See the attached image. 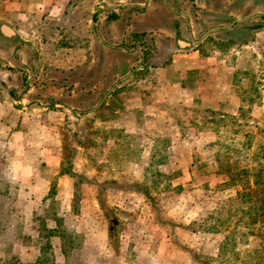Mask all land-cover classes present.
<instances>
[{"label": "rangeland", "instance_id": "obj_1", "mask_svg": "<svg viewBox=\"0 0 264 264\" xmlns=\"http://www.w3.org/2000/svg\"><path fill=\"white\" fill-rule=\"evenodd\" d=\"M181 2L190 6V0ZM107 4L112 10L101 9L99 17L86 13L69 19L65 28L60 29L61 22L57 30L51 22L44 28L49 36L61 34L57 42L45 44L47 53L60 49L74 57L69 66L60 62L48 70L51 81L64 90L59 105L41 93L29 103L54 107L58 139L45 141L41 136L48 129L18 123L15 129L35 140L17 138L9 145L10 115L0 114V180L8 190L0 196V222L6 226L0 235V263L14 254L18 264H35L44 221L49 228L72 234L68 256L62 252L63 238H50L54 264H240V256L264 241V219L258 225L263 237L248 233L245 242L218 247L228 234L226 226L235 224L240 205L234 194L241 186L227 184L226 171H251L264 159V0H215L207 3L208 12L194 14L195 39L207 27L260 14L230 31L200 38L189 50L198 54L196 58L210 56L212 67L219 63L228 75L230 93L222 86L223 100L214 108L206 106L210 89L199 92L200 75L186 70L193 64L191 57L174 45L175 20L181 26L177 34L189 38L181 16L171 13L162 0ZM129 4L134 10L127 11ZM193 4L195 10L202 8L197 0ZM137 11L144 13L139 16ZM120 16L122 23L115 20ZM97 18L106 22L102 32L116 48L98 41ZM142 27L144 34H138L137 41L134 30ZM23 74L22 90L41 83L31 72ZM188 96L194 97L192 103L185 101ZM159 138H168L162 144H168L166 157L153 164L150 156L160 148ZM48 143L55 156H48L47 162L46 154H38ZM69 160L80 175L77 185L56 172ZM156 170L163 175L156 176ZM125 184L144 188L148 195L122 188ZM105 208L112 209L110 217ZM211 212L225 222L218 231L202 230L213 223ZM110 218L117 224L111 237ZM239 231L238 236L245 230Z\"/></svg>", "mask_w": 264, "mask_h": 264}, {"label": "crops", "instance_id": "obj_2", "mask_svg": "<svg viewBox=\"0 0 264 264\" xmlns=\"http://www.w3.org/2000/svg\"><path fill=\"white\" fill-rule=\"evenodd\" d=\"M107 1L108 0H0V92L4 94L0 95V114L10 115L8 125L13 128L7 141L9 145H13V140L17 138L25 139L27 141H31L32 139L35 140V138L30 136L28 132L16 130L15 127L18 123H25L27 125L31 124L34 129L37 128L39 131L42 129H48L46 136H41L42 138L44 137L43 140L45 141L54 142L55 139H58V134L55 130L59 114L54 110V107L52 105V107L44 105L32 106L29 103L36 99L38 93H41V95H49V97L54 99L53 104L59 105L57 98L64 90L61 85L57 84L56 80L51 81L53 76L48 73V70L51 67H59L58 63L60 62L63 63V66H69V63H71V60L72 58L74 59V57H72V55L65 56L62 51L61 53L59 52L60 49L48 53L45 51V44L48 42H57V39L61 37L60 31L56 33L52 32L50 36L46 34L44 32L45 26L46 28H49L48 24L51 22L53 24L52 28L57 30V27L61 22L60 29H62L65 28L67 23H69V19L80 18L86 13H90L93 18L95 16L99 17L102 12L101 9L106 13L112 10L110 6H108ZM214 1L215 0H197V4L202 6V8L195 10L193 0H190V6L182 5L181 0H162L171 13H177L181 16L180 18L185 21V27L189 34L187 40L181 38V34H177L181 30V26L178 25L177 27L176 20L174 22L172 21V29L175 35L174 45L178 50L184 51L186 57H191L193 64L188 66L186 70L200 75L202 80L199 86L200 93H203L206 87L207 89H210L206 90L207 92L210 91V97H206V106L213 108L216 107V105H220V101L223 100L222 86H224V92L230 93L231 84L226 82L228 75L225 70H221L222 66L219 63L212 67L213 60L210 56L206 55L204 57L196 58L198 54L196 52H189V50H193L192 46L198 45L200 42V40L198 43H193L191 41V38L195 39L192 36L191 31L195 27V12L198 10H200L202 14L208 12L206 9L207 3H212ZM125 6L127 11H129L134 10L133 8L135 5L129 4ZM96 7H99V9L96 10ZM120 10L121 9H119L116 14H121ZM143 13L144 12H136L139 16H142ZM238 18L231 19L227 24L218 23L219 25L216 26L226 27L219 28L211 33L232 30L236 24L243 23L240 22L229 25ZM122 19L123 17L120 16L115 20L116 22L119 21L122 23ZM204 21H208L207 17ZM105 23L106 22H103L101 18H97L96 31L98 25L101 30V35L99 33L96 34L98 41L102 42L106 47L116 48L117 46L109 44L110 39L102 32V26H104ZM110 23L115 25V21H110ZM208 28L210 27H207V29ZM5 29H8L10 33H7L8 30L6 31ZM134 31L135 36H137L135 39L140 41V35L138 34H144V27ZM208 35H206V37H208ZM119 48L125 50L123 46H119ZM23 71L31 72L32 78L35 77V79L40 80L42 84L40 83L37 87L36 85H32L31 87L23 86L25 87V90H22L21 87L25 78ZM129 74L130 73L126 75L129 76ZM119 81H121V79ZM182 91L191 92L186 89H183ZM201 99H203L204 102L202 95ZM185 101L192 103L194 97L190 98V96H188ZM40 104H42V102H40ZM66 109L71 110L68 106H66ZM75 112L76 114L80 113L78 111ZM41 137L36 139L41 140ZM25 147L30 148L31 146L25 144L24 148ZM54 151L53 145H49L48 143L42 147V151L38 155H41V153H44V155L46 154L45 156H47V158L45 160L48 162V156H55ZM70 162L73 164L72 161ZM62 166L63 164L61 163L57 167L56 172H59L60 175L69 176L75 182L76 179L74 177L64 173V166ZM71 169L79 175V173L72 168V165ZM33 188H30L29 190H32L33 192Z\"/></svg>", "mask_w": 264, "mask_h": 264}, {"label": "trees", "instance_id": "obj_3", "mask_svg": "<svg viewBox=\"0 0 264 264\" xmlns=\"http://www.w3.org/2000/svg\"><path fill=\"white\" fill-rule=\"evenodd\" d=\"M158 144L160 148H155L156 153H154L152 156H150V162L153 164H158L162 162V160L165 159V149L168 146L162 145L163 142H168L165 138H159ZM158 147V145H156ZM221 163V162H220ZM221 171V169H220ZM64 173L69 174L70 176L74 177L75 179L80 178V175L76 174L71 169V162L68 161L67 166L64 168ZM229 180L227 184L230 183H237L241 186V189H237L234 194V198L236 201H238L239 208L237 209V212H235L236 220L235 224H233L232 228L231 226H226V230L228 234L224 236V240L219 245L218 249L223 250L228 245H235L236 240L243 239L244 242L248 239V235L251 233V235L256 237H263L259 224L262 223L264 219V159L261 160L256 167L253 169L248 170L246 168H237L233 171H226ZM156 176H162L163 174L159 171H155ZM3 183L0 180V184ZM76 185L78 184V181L75 180ZM80 183V182H79ZM4 184V183H3ZM251 186H254V188L250 191L248 190L251 188ZM122 188H130L134 189L144 195H148L144 188H141L135 184H125L121 186ZM54 185L50 188V192H53ZM7 184L2 185L0 187V196L4 197L7 195ZM105 212L109 215L112 212V209L105 208ZM215 217V213L212 212L208 215L209 219H213ZM230 221V220H229ZM225 222L221 220V218H214V221L211 225H209L208 228H205L202 230L204 231H218L217 227L219 225L224 226ZM41 227L39 228V236L42 239V243L39 247V254L35 261V264H54V259L52 258L50 252L51 248V242L50 238L52 236H61L64 240L62 244V252L65 255H69L73 249L71 237L72 234H68L66 230L62 229L57 231L55 228H49L44 221L40 222ZM201 225V224H200ZM245 230L242 231L239 236L237 235L240 231L239 230ZM6 230V226L4 224H1L0 222V235L4 233ZM117 231V224L116 221L113 218H110V224H109V236H113ZM239 231V232H238ZM237 232V233H236ZM260 232V233H258ZM249 233V234H248ZM240 264H264V241L259 242L256 246H253L249 250V252L243 254L239 258ZM19 260L18 257H16L14 254L10 256L8 259H2L0 264H18Z\"/></svg>", "mask_w": 264, "mask_h": 264}, {"label": "water", "instance_id": "obj_4", "mask_svg": "<svg viewBox=\"0 0 264 264\" xmlns=\"http://www.w3.org/2000/svg\"><path fill=\"white\" fill-rule=\"evenodd\" d=\"M258 15H260V14H255V15H251V16H247V17H240V18L234 20L233 22H231L229 25H232V24H234V23L244 22V21L249 20V19H251V18H254L255 16H258ZM225 27H226V26H214V27H210V28H208L207 30H205V32L201 35L200 38L205 37L206 35H208V34L211 33L212 31H215V30H217V29H219V28H225ZM5 30L7 31L8 29H5ZM7 33H10V31L8 30ZM199 40H200V39L196 40V39L191 38V41H192L193 43H198ZM189 45H190V44H189ZM127 77H128V75L124 76L123 78H121V81L125 80ZM115 84H116V83H115ZM115 84H114L113 86H111V88L108 90L107 93H109V92L113 89V87L115 86ZM107 93H106V94H107ZM106 94L104 95V97L106 96Z\"/></svg>", "mask_w": 264, "mask_h": 264}]
</instances>
